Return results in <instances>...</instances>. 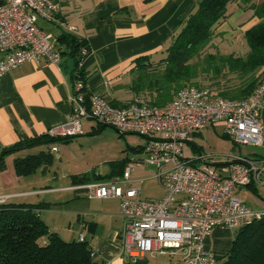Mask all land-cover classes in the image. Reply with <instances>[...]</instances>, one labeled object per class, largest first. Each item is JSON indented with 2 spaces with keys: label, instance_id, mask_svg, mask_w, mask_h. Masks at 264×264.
<instances>
[{
  "label": "built area",
  "instance_id": "built-area-1",
  "mask_svg": "<svg viewBox=\"0 0 264 264\" xmlns=\"http://www.w3.org/2000/svg\"><path fill=\"white\" fill-rule=\"evenodd\" d=\"M55 0H3L0 5V77L23 62L59 65L61 51L53 35L38 20L55 21ZM85 48L81 53H85ZM85 76L73 74L66 121L50 128L51 136L82 133V121L111 126L120 133L146 138L144 163L156 166L154 177L163 194L141 196L131 178L140 162L127 163L118 178L71 186L87 188L88 196L117 198L123 220L120 246L124 258L135 262L147 254H179L184 264H215V253L205 239L216 227L237 229L264 216V208H251L235 191L249 184H264V153L231 155L225 161L201 153L185 156L183 146L207 125L222 124L225 135L236 145L264 146V77L244 99L213 95L208 87L186 85L164 105L153 103L149 94L134 96L115 107L100 94H87ZM57 144L51 149L57 150ZM11 195H0V203ZM78 240H84L81 233ZM95 249L90 255L94 256Z\"/></svg>",
  "mask_w": 264,
  "mask_h": 264
},
{
  "label": "crops",
  "instance_id": "crops-1",
  "mask_svg": "<svg viewBox=\"0 0 264 264\" xmlns=\"http://www.w3.org/2000/svg\"><path fill=\"white\" fill-rule=\"evenodd\" d=\"M55 1L58 5L55 21L44 30L53 35V40L60 51L67 50L65 44L57 41L60 32L71 33L82 40L88 49L81 56L78 67L84 72L87 91L100 94L110 102L122 104L134 96L129 88L133 78L134 60L139 56H148L151 61L162 58L171 34L179 28L183 18L198 0ZM2 3L3 0H0V5ZM256 22L257 18L251 9H233L217 29L220 33L217 48H235L236 41L233 38L235 34L243 37V32ZM73 67V60L65 53L61 55L59 65L45 63L43 59L23 62L0 77L1 147L39 137L46 134L50 128L66 121L71 110L69 96ZM81 126L82 133L76 137L99 133L107 127L98 130L97 123L92 119L83 120ZM145 142L146 138L141 136L140 143L126 144L128 153L120 159L111 161L105 172L72 173L67 175L68 181L62 186H44L37 189L33 188L31 183L25 189L17 187L16 183L21 176L15 174L16 176L12 175L15 184L6 185V190L0 194L25 197L21 199L23 201L16 200L18 202L15 203L42 204L37 213L44 222L54 215L71 214L69 222L71 236L77 239L82 232L89 246L96 251L94 264H127L119 241L123 227L119 200L89 197L87 188L71 186L118 178L123 168L120 162L123 161L126 165L133 160L140 162L131 170V178L139 185L146 178L140 176L138 171V168L145 165L143 162ZM52 144L34 146L38 149L36 153L49 151L55 160ZM56 146L58 149V144ZM154 173L155 171L151 175L152 178H155ZM83 174H87L88 179L72 178V175ZM242 191L247 190L240 188L235 194L241 198L238 193ZM162 194L147 198H159ZM141 196L144 197L142 190ZM249 206L264 208V195L253 196L252 204ZM48 228L50 229L49 225ZM50 230L55 232L53 229ZM234 230L227 227L214 228L205 239V247L215 254L224 253L232 244ZM136 264H184V261L179 254H147L138 258Z\"/></svg>",
  "mask_w": 264,
  "mask_h": 264
},
{
  "label": "trees",
  "instance_id": "trees-1",
  "mask_svg": "<svg viewBox=\"0 0 264 264\" xmlns=\"http://www.w3.org/2000/svg\"><path fill=\"white\" fill-rule=\"evenodd\" d=\"M235 8L251 9L257 18V22L243 32L248 46L245 55L222 53L217 48L220 36L217 29ZM57 41L67 46L61 55L67 53L73 60V74L85 76L78 67L83 55L81 49H88L84 42L68 32H60ZM208 47L215 50L210 51ZM164 51V56L157 61H151L148 56L134 60L129 85L134 96L149 94L153 103L161 106L172 100L181 87H202V83L207 82L213 95L231 100L246 98L264 77V0H198L171 34ZM231 77H237L238 82L231 83ZM87 94L90 93L87 91ZM110 104L120 107L124 103L112 101ZM97 125L98 130L106 126ZM76 136L46 133L0 146V170L4 169L5 157L20 149L67 143ZM53 158L49 151L16 157L13 169L18 176L29 175L41 166L50 165ZM120 165L125 166L123 161ZM72 178L85 180L88 175H72ZM246 187L259 196L254 184ZM41 205L0 203V264H94V256L90 255L92 248L85 238L64 240L51 231L37 213ZM215 258V264H264V216L235 229L231 246L224 253L215 254ZM136 263L137 260L127 261V264Z\"/></svg>",
  "mask_w": 264,
  "mask_h": 264
},
{
  "label": "rangeland",
  "instance_id": "rangeland-1",
  "mask_svg": "<svg viewBox=\"0 0 264 264\" xmlns=\"http://www.w3.org/2000/svg\"><path fill=\"white\" fill-rule=\"evenodd\" d=\"M38 25L47 30L51 26V22L39 19ZM233 38L236 41L235 48H219V51L222 53L245 55L248 51V46L245 40H243L242 35L235 34ZM207 49L210 51L215 50L211 47H208ZM228 77L229 76H227V78ZM230 80L231 83L234 84L238 82L237 77H231ZM202 87H209V84L203 82ZM138 142H141V135L136 133H120L109 126L105 127L99 133L81 135L73 138L69 144L59 142L57 143L58 149L54 151L56 159L53 160L50 165L37 168L32 174L21 176V179L16 183V186L22 189H25L31 184L33 188L36 189L44 186L57 187L66 184L68 181L67 175L72 173L91 171H97L99 173L105 172L111 161L120 159L128 153L129 150L126 147V144L129 143V145H132ZM192 145L196 148H193ZM37 150L38 149L34 147L33 149L17 151L14 154L5 157L4 169L0 170V193H4L6 185L15 184L12 181V175H15V171L13 170V158L33 154L36 153ZM183 152L187 157H193L200 152L205 158L217 157L222 161H225L229 156L236 154L246 156L263 154L264 146L253 144L236 145L225 135L222 124L218 123L215 125H207L203 129L194 133L191 142L184 144ZM155 169L156 166L150 163H145L144 167L138 168L139 175L146 176V178L139 183L144 197H156L163 193L157 179L151 177ZM256 187L257 192L263 196L264 184H257ZM246 188V186L241 187L242 190L247 191H242L241 193H238V195L251 205L253 196H258ZM21 199H25V197L18 198L10 196L7 202L15 203L23 201ZM70 221L71 214L63 213L49 217L45 222L49 225L50 229L55 230V232L57 231V234L64 240H72L71 228L69 230Z\"/></svg>",
  "mask_w": 264,
  "mask_h": 264
}]
</instances>
